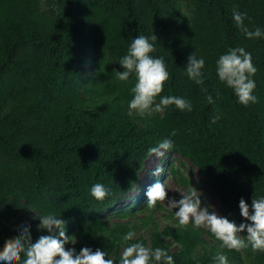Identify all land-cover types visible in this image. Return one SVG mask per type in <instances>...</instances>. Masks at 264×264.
<instances>
[{
    "label": "trees",
    "instance_id": "trees-1",
    "mask_svg": "<svg viewBox=\"0 0 264 264\" xmlns=\"http://www.w3.org/2000/svg\"><path fill=\"white\" fill-rule=\"evenodd\" d=\"M236 7L250 29L264 32V0H0V250L25 225L33 242L48 235L37 217L55 213L77 240L66 250L100 249L115 264L129 230L134 242L167 249L174 264H217V253L228 264H264V252L251 246L229 251L209 231L179 226L175 209L147 208V195L119 208L149 149L170 139L179 164L171 161L167 174L176 184L215 191L222 217L250 223L239 201L251 209L264 197V37H245ZM139 35L157 37L152 55L170 73L162 95L189 100L191 112L171 106L151 118L129 115L137 78L122 82L117 71ZM236 47L258 69V103L248 107L216 71L218 58ZM194 53L205 60L203 86L186 74ZM188 164L198 180L186 174ZM96 183L111 193L102 202L90 192Z\"/></svg>",
    "mask_w": 264,
    "mask_h": 264
},
{
    "label": "clouds",
    "instance_id": "clouds-1",
    "mask_svg": "<svg viewBox=\"0 0 264 264\" xmlns=\"http://www.w3.org/2000/svg\"><path fill=\"white\" fill-rule=\"evenodd\" d=\"M233 19L247 39L264 37V32L260 28L253 30L245 24L247 15L242 14L238 7L233 8ZM151 41H157V37L153 35ZM153 42H150L148 37L139 35L132 41L127 54L119 61L124 69L123 72L117 71V78L120 81H128L133 74L137 78V83L131 89L129 115L136 113L141 117L151 118L171 106H175L181 112H191L193 105L189 100L162 95L170 79V73L162 57H153L152 53L156 51ZM204 69L205 60L202 57L197 58L195 53L188 57L186 74L190 80L201 86L204 84ZM216 71L220 82L235 93L239 103L245 107L258 103V97L253 94L256 89L253 78L258 69L253 64L251 53L244 47L230 48L227 53L222 54L216 62ZM206 98L208 103H215L211 95ZM218 119L219 116H216L211 123L215 124ZM175 134L174 131L172 135ZM172 148V140L165 139L150 148L149 155L164 157ZM162 171V168L157 167L154 175H159ZM154 180L153 178L152 185ZM157 180L160 182L151 185L145 194L148 198L147 208H155L158 203L161 205L167 203L170 209L176 210L175 218L179 226L185 228L192 226L209 231L221 242V248L240 252L251 246L253 252H264V197L253 198L251 209L243 198L239 201L240 214L250 223L237 225L215 211L210 212L208 207H202L200 198L202 193L196 188L190 187L186 192L180 193L182 198L177 201L175 198L169 199L166 183H162L161 179ZM137 186L138 182L132 190L133 192L137 190L136 195L131 196V191L119 208L134 203L135 198L140 200L145 196L139 194ZM90 192L101 202L111 194L110 190L101 183L94 184ZM37 218L40 221L38 228L41 231L46 230L49 234L41 235L33 242L30 227L25 225L22 231L15 238L8 239L0 250L2 264H115L114 260L107 258V253L100 249L93 251L89 247H83L78 253L75 247L66 250L67 244L75 246L77 240L74 236L67 235L66 222L55 213ZM245 232L246 240L240 235ZM136 236L135 231L129 230L122 237L126 246L120 256L119 264H174V258L167 249L160 247L152 249L143 243L134 242ZM214 260L217 264H228L227 257L221 253H217Z\"/></svg>",
    "mask_w": 264,
    "mask_h": 264
},
{
    "label": "rangeland",
    "instance_id": "rangeland-1",
    "mask_svg": "<svg viewBox=\"0 0 264 264\" xmlns=\"http://www.w3.org/2000/svg\"><path fill=\"white\" fill-rule=\"evenodd\" d=\"M171 161H174L176 164H179L178 160H176V157L173 155H169V152L166 153L164 157H156L155 155H152L147 160L146 168L141 172L137 186L139 194L142 197L147 193L148 189L151 187L152 180L154 178L155 180L161 179L162 183H166L169 199L175 198L178 201L182 198L180 193L186 192L187 189H184L180 185L176 184L175 180H173V177L167 174V170ZM157 167L162 168L163 171L159 175H154V172ZM186 174L189 177L198 180L197 170L194 169L191 164L187 165ZM136 191L137 190H135L134 192L132 191L131 196H133V194L136 195ZM198 191L202 193L201 197L204 196V202H202V207H208L210 208V212L215 211L216 213L222 216L221 203L217 193L207 188H203ZM162 206L164 209L170 210V208L167 206V203L163 204ZM163 214L164 213L162 211H158L156 217L160 218L161 216H163Z\"/></svg>",
    "mask_w": 264,
    "mask_h": 264
}]
</instances>
